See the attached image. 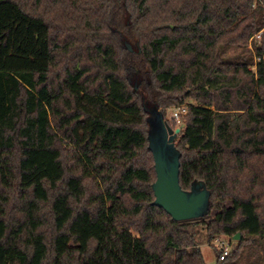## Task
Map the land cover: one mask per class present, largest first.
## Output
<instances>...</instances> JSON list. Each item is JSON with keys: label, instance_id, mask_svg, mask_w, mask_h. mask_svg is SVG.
Masks as SVG:
<instances>
[{"label": "trees", "instance_id": "1", "mask_svg": "<svg viewBox=\"0 0 264 264\" xmlns=\"http://www.w3.org/2000/svg\"><path fill=\"white\" fill-rule=\"evenodd\" d=\"M263 27L264 0H0V264H206L200 230L264 264ZM188 101L179 184L209 210L177 222L146 109Z\"/></svg>", "mask_w": 264, "mask_h": 264}, {"label": "water", "instance_id": "2", "mask_svg": "<svg viewBox=\"0 0 264 264\" xmlns=\"http://www.w3.org/2000/svg\"><path fill=\"white\" fill-rule=\"evenodd\" d=\"M132 51L130 44H125ZM149 150L154 159L156 179L152 184L154 204L163 209L174 221L182 222L203 218L209 210V192L202 183L184 191L179 184L180 154L175 139L181 127L172 129L156 108L146 109ZM239 235L234 237L238 240Z\"/></svg>", "mask_w": 264, "mask_h": 264}, {"label": "rangeland", "instance_id": "3", "mask_svg": "<svg viewBox=\"0 0 264 264\" xmlns=\"http://www.w3.org/2000/svg\"><path fill=\"white\" fill-rule=\"evenodd\" d=\"M190 102L193 103L192 101H188V102L184 103L183 106L187 105ZM175 108H170V109L167 110V115H166L165 119L168 121L170 126L173 123L174 124V128H179V125H177L173 121H171V114L175 110ZM221 207L222 206H220L219 208H217L214 211H212L211 214L209 215V217L210 218L214 217L215 214L219 211V209ZM204 234L205 233H204L203 230H200L198 232V235L196 237V241L198 243V247H199V249L201 251L202 257H203V259H204L206 264H216V261H215L216 253L214 251V248L212 247V243H207V241L205 240V235ZM231 244H232V248H234L235 244L234 243H231Z\"/></svg>", "mask_w": 264, "mask_h": 264}, {"label": "built area", "instance_id": "4", "mask_svg": "<svg viewBox=\"0 0 264 264\" xmlns=\"http://www.w3.org/2000/svg\"><path fill=\"white\" fill-rule=\"evenodd\" d=\"M264 32L263 29L255 36L256 39H259L261 34ZM186 113V107L181 106L178 108H175V110L171 114V121H173L175 124H180V117L183 116ZM213 247L220 252L219 260H224L232 251V244L231 242L223 237H217L212 242Z\"/></svg>", "mask_w": 264, "mask_h": 264}]
</instances>
